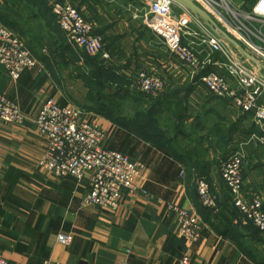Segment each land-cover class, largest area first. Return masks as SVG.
<instances>
[{"label":"crops","instance_id":"0c3cea01","mask_svg":"<svg viewBox=\"0 0 264 264\" xmlns=\"http://www.w3.org/2000/svg\"><path fill=\"white\" fill-rule=\"evenodd\" d=\"M55 1L83 15V0H0V23L40 63L17 80L0 65V95L24 117L19 125L0 120V258L9 264H181L184 258L186 264H264V237L235 222L228 189L217 184L221 162L242 150L244 196L258 198L264 210V124L249 127L242 117L251 114L189 79L188 69L148 28L147 0L111 1L112 20L103 15L101 28L96 24L107 59L86 57L65 41L50 11ZM189 28L197 30L195 20ZM204 48H194L202 51L200 58L209 54ZM210 57L223 61L217 53ZM139 71L163 78L166 93L152 98L105 84L109 76L130 84ZM209 72L226 76L213 64L203 71ZM49 100L86 111L105 132L103 148L143 165L135 192L125 193L120 210L81 205L89 174L56 178L39 167L46 140L34 121ZM249 140L259 142V156L248 155ZM196 178L210 185L216 209L201 205ZM169 205L197 213L201 230L195 243L176 233ZM60 234L71 235L70 244L58 243Z\"/></svg>","mask_w":264,"mask_h":264},{"label":"built area","instance_id":"2783aa9c","mask_svg":"<svg viewBox=\"0 0 264 264\" xmlns=\"http://www.w3.org/2000/svg\"><path fill=\"white\" fill-rule=\"evenodd\" d=\"M194 0L214 22L236 41L256 62L264 68V0ZM232 4V10L228 4ZM150 16L148 28L162 40L177 60L197 81L214 96L228 99L243 114H251L255 125L264 124V106L258 103L264 91V79L253 70L252 64L241 61L239 53L223 42L199 22L197 30H190L194 19L169 0H147ZM50 11L57 21L65 41L85 53L88 57L102 54L103 38L95 33V25L68 3L55 1ZM241 18V20L238 19ZM196 39L197 42H194ZM204 46L208 55L200 58L202 51L195 46ZM203 49V48H201ZM219 54L223 61L212 62L210 55ZM258 60V61H257ZM223 69L226 76L214 72L203 73L208 65ZM0 65L13 80H17L26 69L40 67L25 46L23 39L6 25L0 23ZM264 75V71H261ZM130 85V86H129ZM128 87L146 96L157 98L165 89L161 77L139 71ZM260 89V90H259ZM87 112L77 106H59L53 100L45 102L34 121L36 132L46 140L45 151L39 167L56 178L70 176L81 179L89 174V191L81 201L82 206H94L102 210H120L125 193L133 194L136 180L144 167L131 161L128 156L104 149L105 132ZM0 120L6 124L19 125L24 117L18 105L0 95ZM245 157L242 150L233 152L220 164V174L237 212L238 225H251L264 237V210L258 198L247 200L243 193L241 168ZM196 191L200 203L208 209H216L217 199L210 185L196 178ZM176 217V233L189 244L200 236L201 221L195 211L169 205ZM71 235L60 234L57 242L70 244ZM184 258L181 264H186ZM0 264H9L0 258Z\"/></svg>","mask_w":264,"mask_h":264},{"label":"rangeland","instance_id":"374dc122","mask_svg":"<svg viewBox=\"0 0 264 264\" xmlns=\"http://www.w3.org/2000/svg\"><path fill=\"white\" fill-rule=\"evenodd\" d=\"M112 0H83V16L82 17H84L85 19H88L89 21H91L95 26L94 27H96V33L98 34V35H100L101 37H102V35L100 34V29L99 28H101V25H103L102 23H104V19H103V15L104 16H106L107 18H109V19H111V17H112V14H111V12H112V6H114V4L117 2V1H120V0H116V2L113 4L112 2H111ZM113 1H115V0H113ZM236 1V0H235ZM235 1H232V3L234 4V2ZM228 6H229V8L232 10V4L230 3V4H228ZM106 8V9H104V8ZM74 8V7H73ZM75 10H77L76 8H74ZM78 11V10H77ZM79 12V11H78ZM80 13V12H79ZM116 15H117V13H116ZM115 15V16H116ZM238 19L239 20H241V18L240 17H238ZM112 20V19H111ZM118 20H120V18H118ZM97 22L99 23V28H97V26H96V24H97ZM94 30V31H95ZM103 38V37H102ZM81 54H84V55H86L85 53H81ZM86 57H87V55H86ZM239 57L242 59L241 61H243L244 60V62H247V63H249L242 55H239ZM212 59V58H211ZM258 61V60H257ZM260 62V61H259ZM258 62V63H259ZM252 64V68H253V70L255 71V69L256 68H258L256 65H254L253 63H251ZM259 64H261V63H259ZM77 73L79 74L80 73V71H79V69H77ZM106 73H108V72H106ZM91 77V79H95V73H90V75H89V78ZM189 79L190 80H192V81H197V77H195L194 75H190L189 74ZM130 80H133V78H130ZM105 84H107V86L108 85H112V84H116L117 86L120 84V86H121V92H123V91H128V93H129V91L132 93V88L130 87H128V85H129V81H124V80H122V81H118V80H116V79H114L113 77H111V76H109V78H106L105 80ZM123 83H127V86H126V88L127 89H125L124 88V85L125 84H123ZM116 86V87H117ZM130 86V85H129ZM108 89H115V88H112V87H108ZM260 90V89H259ZM166 93V88L163 90V92H162V94L164 95ZM135 94H138V96L139 97H142V96H144L143 94H140V93H135ZM142 95V96H141ZM261 96H263L262 98H259V100H260V102L261 103H263L264 104V91L263 92H261V94H260V97ZM260 102L258 101V103L260 104ZM176 108H179V107H176ZM242 119L243 120H248V124H249V127L251 126V124H253V126L254 127H257V125H255L254 124V122L252 121V119L250 118V117H247V118H244V117H242ZM252 126V127H253ZM250 129V128H249ZM251 132L250 133H253V131H255V129L253 128V130L251 129L250 130ZM250 137H253L254 138V136H253V134H250V136H249V139H250ZM257 144H259V142H251V140H249V144H248V147H247V153H248V155H250V156H259L260 155V153H261V151H262V147H260V148H258L257 147ZM117 152V151H116ZM120 153V152H119ZM41 159V158H40ZM140 163V162H139ZM244 163H245V161H244ZM244 166V165H243ZM242 171H243V167L241 168V182H242V187H243V175H242ZM141 176V175H140ZM139 178V177H138ZM137 178V179H138ZM217 184L218 185H220V187H221V189L222 190H224L225 191V186H226V184H225V182H224V180L222 179V177H221V174H220V171H219V180H218V182H217ZM193 186H194V188H195V191H196V180H194V182H193ZM196 194H197V191H196ZM236 216H237V212H236Z\"/></svg>","mask_w":264,"mask_h":264},{"label":"water","instance_id":"95a60500","mask_svg":"<svg viewBox=\"0 0 264 264\" xmlns=\"http://www.w3.org/2000/svg\"><path fill=\"white\" fill-rule=\"evenodd\" d=\"M175 6L182 9L184 12L189 14L196 22H199L212 33H214L223 42L232 46L240 55H242L249 63H253L258 68L255 69L257 74L264 79V75L261 71L264 68L254 60V58L247 53L236 41L229 37L215 22L214 20L205 12L200 6H198L194 0H169Z\"/></svg>","mask_w":264,"mask_h":264},{"label":"trees","instance_id":"16d2710c","mask_svg":"<svg viewBox=\"0 0 264 264\" xmlns=\"http://www.w3.org/2000/svg\"><path fill=\"white\" fill-rule=\"evenodd\" d=\"M8 27V26H7ZM105 149V148H104ZM108 150V149H107Z\"/></svg>","mask_w":264,"mask_h":264}]
</instances>
